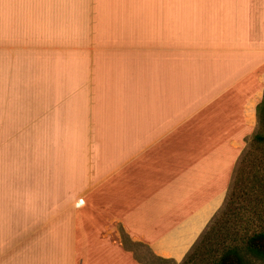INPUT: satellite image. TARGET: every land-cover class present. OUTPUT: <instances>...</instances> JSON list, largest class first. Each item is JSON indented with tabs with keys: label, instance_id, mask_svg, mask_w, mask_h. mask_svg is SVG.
Wrapping results in <instances>:
<instances>
[{
	"label": "crops",
	"instance_id": "0c3cea01",
	"mask_svg": "<svg viewBox=\"0 0 264 264\" xmlns=\"http://www.w3.org/2000/svg\"><path fill=\"white\" fill-rule=\"evenodd\" d=\"M263 97L264 0H0V247L181 264Z\"/></svg>",
	"mask_w": 264,
	"mask_h": 264
},
{
	"label": "rangeland",
	"instance_id": "374dc122",
	"mask_svg": "<svg viewBox=\"0 0 264 264\" xmlns=\"http://www.w3.org/2000/svg\"><path fill=\"white\" fill-rule=\"evenodd\" d=\"M263 104L264 97L258 106V123L254 132L245 140L246 146L236 164L224 204L181 264H218L222 252L229 246H238L248 264H264V257L252 254L246 247L247 238L251 234L264 230V141L254 139L255 134L264 135ZM118 232L125 243V249L131 253L132 264H175L173 261L154 257L143 242L129 241L121 226H118ZM34 233L40 235L43 232L29 235L27 231H19L16 246L7 245L4 241L0 247L2 264H26L29 257L37 261L43 255V250L48 251L49 262L51 252L55 253L58 248H52L51 251L49 247H34L28 254L30 248L22 245L27 238H34ZM11 238L16 237L13 235Z\"/></svg>",
	"mask_w": 264,
	"mask_h": 264
},
{
	"label": "trees",
	"instance_id": "16d2710c",
	"mask_svg": "<svg viewBox=\"0 0 264 264\" xmlns=\"http://www.w3.org/2000/svg\"><path fill=\"white\" fill-rule=\"evenodd\" d=\"M254 139L264 141V135L255 134ZM246 247L252 254L264 257V230L251 234L247 238ZM218 264H248V262L238 246H229L222 252Z\"/></svg>",
	"mask_w": 264,
	"mask_h": 264
}]
</instances>
